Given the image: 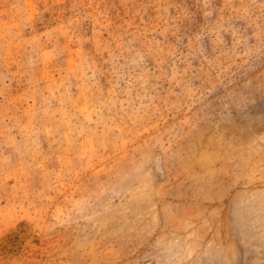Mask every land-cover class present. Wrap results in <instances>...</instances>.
<instances>
[{"label":"rangeland","instance_id":"obj_1","mask_svg":"<svg viewBox=\"0 0 264 264\" xmlns=\"http://www.w3.org/2000/svg\"><path fill=\"white\" fill-rule=\"evenodd\" d=\"M0 264H264V0H0Z\"/></svg>","mask_w":264,"mask_h":264}]
</instances>
